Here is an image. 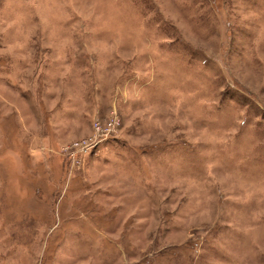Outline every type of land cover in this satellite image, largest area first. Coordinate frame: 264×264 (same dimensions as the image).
Here are the masks:
<instances>
[{"label": "rangeland", "instance_id": "374dc122", "mask_svg": "<svg viewBox=\"0 0 264 264\" xmlns=\"http://www.w3.org/2000/svg\"><path fill=\"white\" fill-rule=\"evenodd\" d=\"M0 264H264V0H0Z\"/></svg>", "mask_w": 264, "mask_h": 264}, {"label": "built area", "instance_id": "2783aa9c", "mask_svg": "<svg viewBox=\"0 0 264 264\" xmlns=\"http://www.w3.org/2000/svg\"><path fill=\"white\" fill-rule=\"evenodd\" d=\"M114 121H116L114 119ZM113 133L110 130H104L99 127V131L91 138H88L86 140H81L79 142V149L78 151H83L82 153L85 154L87 152H90L95 146H97L101 141L105 140L109 136H112ZM75 152L72 153L73 156H75Z\"/></svg>", "mask_w": 264, "mask_h": 264}]
</instances>
